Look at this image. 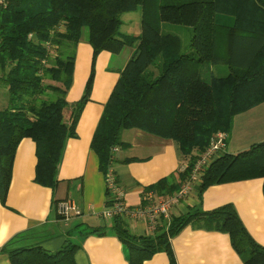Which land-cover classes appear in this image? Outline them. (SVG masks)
<instances>
[{
	"label": "trees",
	"instance_id": "obj_1",
	"mask_svg": "<svg viewBox=\"0 0 264 264\" xmlns=\"http://www.w3.org/2000/svg\"><path fill=\"white\" fill-rule=\"evenodd\" d=\"M6 1L0 9V81L8 92V105L0 110L1 203L16 147L25 137L35 142V182L55 186L64 143L76 136L88 101L92 74L83 96L73 104L66 101L82 31L87 30L92 58L101 51L118 53L133 40L118 32L123 12L140 7L141 30L90 141L103 174L114 160L112 149L123 146V130L172 140L190 167L216 132L229 134L235 115L264 104V0ZM164 24L189 27L188 47L182 48L178 34L162 31ZM204 66H227L228 72L204 78ZM188 173H180L182 182ZM253 178L262 179L264 195V141L234 154L224 151L200 174L197 191ZM112 220L109 232L130 250L131 264L161 251L176 264L170 239L187 225L226 233L243 264H264V247L249 235L231 204L210 211L191 209L150 235L135 236L120 217ZM83 234L103 235L106 230L91 228ZM76 246L67 240L55 252L39 246H3L1 252L10 264H75Z\"/></svg>",
	"mask_w": 264,
	"mask_h": 264
},
{
	"label": "crops",
	"instance_id": "obj_2",
	"mask_svg": "<svg viewBox=\"0 0 264 264\" xmlns=\"http://www.w3.org/2000/svg\"><path fill=\"white\" fill-rule=\"evenodd\" d=\"M86 38L87 34H83L77 49L87 44ZM112 54L100 52L106 81L102 89L94 90L95 95L83 107L75 126L76 136L67 138L64 143L54 187L42 186L34 180L37 162L35 142L25 137L18 143L9 188L3 203L0 201V264H10L8 255L1 252L3 246L9 249L39 246L47 252H55L67 240L77 245L73 252L75 264H131L130 250L109 232L113 225L112 218L101 216L109 196L104 174L98 168V158L90 149V141L104 104L120 71L129 60L115 69L110 68ZM1 92L0 110H3L8 105V97L4 99L7 88L0 81ZM120 140L123 146L114 152L111 168L116 182L125 192L127 206H141L145 190H152L157 200L169 197L180 189V168L187 161L179 155L172 140L139 129L123 130ZM262 141L264 104H259L234 116L224 151L234 154ZM159 182L163 183L160 190L152 189ZM198 183L193 185L183 199L169 208L167 217H161L157 227L166 229L171 218L194 208L210 211L231 204L249 235L264 247V195L261 178L211 185L202 192L197 191ZM65 199L73 201L81 210L80 215L67 221L62 220L56 212L57 202ZM120 219L135 236L158 231L149 230L143 218ZM91 228L105 229L106 234H83ZM170 246L176 264H243L232 248L229 236L217 230L187 225L170 239ZM141 264L170 262L168 255L161 251L143 260Z\"/></svg>",
	"mask_w": 264,
	"mask_h": 264
},
{
	"label": "built area",
	"instance_id": "obj_3",
	"mask_svg": "<svg viewBox=\"0 0 264 264\" xmlns=\"http://www.w3.org/2000/svg\"><path fill=\"white\" fill-rule=\"evenodd\" d=\"M7 6L6 0H0V9ZM47 48L49 45H46ZM53 55V52H49ZM227 134L225 132H216L209 141L208 146L200 153L193 164L189 167L187 162L180 168V172L188 171L186 179L182 182L180 189L173 195L155 199L152 190H145L142 193V204L139 207L131 208L126 205L125 192L118 185L115 176L109 166L107 173L104 174L109 203L105 204L102 217H131L133 219L143 218L149 230L154 231L157 228V222L161 217H167L168 210L174 204L183 199L192 186L199 181L200 174L210 165L212 161L223 154L226 147ZM116 148L112 149L114 153ZM57 215L64 221L69 220L73 216L81 214V210L71 201L65 199L58 201L56 204Z\"/></svg>",
	"mask_w": 264,
	"mask_h": 264
},
{
	"label": "rangeland",
	"instance_id": "obj_4",
	"mask_svg": "<svg viewBox=\"0 0 264 264\" xmlns=\"http://www.w3.org/2000/svg\"><path fill=\"white\" fill-rule=\"evenodd\" d=\"M188 0H163L164 2L177 3L185 2ZM162 2V0H161ZM121 24L118 32L122 37H132V42L125 45L118 53H113L109 60V67L114 68L120 66L128 60L130 52L136 48L138 43V36L141 30V8L137 7L132 11L123 12L120 15ZM162 31L172 32L179 35L182 43V48L188 47L190 36L192 34L191 29L187 26L164 24ZM82 34H87V30L83 29ZM89 47V50L88 48ZM133 50V52H134ZM133 54V53H132ZM131 54V55H132ZM130 55V56H131ZM100 53L92 58V48L87 43L81 48H76L75 63L73 68L72 84L66 93V101L68 104L77 102L84 94L86 90L87 80L92 74L90 85L88 88V101H91L94 96V90L102 89L103 83L106 81L107 75L104 68L101 66ZM202 76L208 78L210 74L220 75L228 72L227 66L210 67L204 66L201 70ZM2 95V92L0 93ZM4 99L7 100L8 92H4ZM1 99V97H0ZM87 101V102H88ZM86 102V103H87ZM85 103V104H86ZM6 104V103H5ZM66 110V108H65ZM193 187V186H192ZM193 193V191H192Z\"/></svg>",
	"mask_w": 264,
	"mask_h": 264
}]
</instances>
